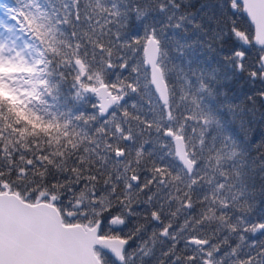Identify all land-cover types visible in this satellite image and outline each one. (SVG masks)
Here are the masks:
<instances>
[{"label":"snow or ice","instance_id":"6c2138e0","mask_svg":"<svg viewBox=\"0 0 264 264\" xmlns=\"http://www.w3.org/2000/svg\"><path fill=\"white\" fill-rule=\"evenodd\" d=\"M0 264H264V0L0 4Z\"/></svg>","mask_w":264,"mask_h":264},{"label":"trees","instance_id":"16d2710c","mask_svg":"<svg viewBox=\"0 0 264 264\" xmlns=\"http://www.w3.org/2000/svg\"><path fill=\"white\" fill-rule=\"evenodd\" d=\"M13 3H14V0H0V4H13ZM236 20H237L238 25L242 29H244L251 37H253V30L251 26L249 25V23L247 22L246 18L243 16L242 12L237 14ZM245 47L247 48V51H248L249 60H251L252 58L260 54L259 49L256 48L253 44L247 45ZM142 60H143V54L141 51L136 57V61H135L136 65L141 67V73H140L141 77L146 75L144 66L141 63ZM70 88H71V77H69L68 83L64 84L63 86V92H62L61 101H60L61 108L63 110L71 108L74 112L83 111L85 113H92L93 112L92 104L96 103V100L94 99L92 94H89V103L79 104L69 98ZM237 88H239V86H237Z\"/></svg>","mask_w":264,"mask_h":264},{"label":"water","instance_id":"95a60500","mask_svg":"<svg viewBox=\"0 0 264 264\" xmlns=\"http://www.w3.org/2000/svg\"><path fill=\"white\" fill-rule=\"evenodd\" d=\"M243 14V16L246 18V20H247V22L249 23V25L251 26V28H252V30H253V38H254V27L250 24V21L248 20V18H247V16H246V14H244V13H242ZM253 45L256 47V48H258L259 49V45H256L255 43H254V40H253ZM142 54H143V52H142ZM143 66H144V69H146L148 66L147 65H144L143 64ZM148 71L150 72V69H148ZM93 97L95 98V100L97 101V104L99 103V101H98V99H97V97H95L94 95H93Z\"/></svg>","mask_w":264,"mask_h":264}]
</instances>
